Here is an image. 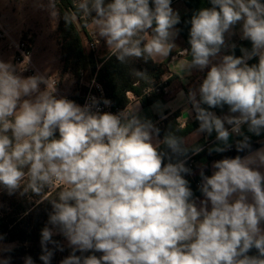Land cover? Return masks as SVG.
<instances>
[{"label":"clouds","instance_id":"clouds-1","mask_svg":"<svg viewBox=\"0 0 264 264\" xmlns=\"http://www.w3.org/2000/svg\"><path fill=\"white\" fill-rule=\"evenodd\" d=\"M209 3L184 21L189 48L182 54L191 59L180 64L182 80L207 70L187 100L196 134H216L209 154L230 150L232 136L240 137L236 151L247 154L214 161L211 175L201 169L202 199L185 178L192 170L183 136L168 131L160 139V128L138 107L112 113L101 109L111 105L104 97L80 105L58 96L59 81L47 70L22 75L28 54L18 65L0 60V190L49 201L40 232L43 264L64 251L57 235L71 250L59 264H264V147L253 151L243 131L264 133V0ZM47 10L59 17L56 0ZM78 15L90 18L96 43L103 39L109 58L122 65L158 63L177 47L181 17L172 0H76L63 19L69 24ZM237 26L251 43L240 56L226 42ZM225 49L231 54L222 55ZM131 75L148 78L146 70ZM225 106V115L212 111ZM13 247L0 243V264H11L3 253ZM24 264L35 262L26 256Z\"/></svg>","mask_w":264,"mask_h":264},{"label":"trees","instance_id":"trees-1","mask_svg":"<svg viewBox=\"0 0 264 264\" xmlns=\"http://www.w3.org/2000/svg\"><path fill=\"white\" fill-rule=\"evenodd\" d=\"M184 2L189 12L181 19V23L177 25V27L180 29V33L184 40L188 43L190 24H185L184 21L190 20L192 14L200 8L211 7V5L209 0H184ZM75 4L76 0H56V8L59 13L56 33L57 42L60 47L62 74L71 73L79 80H82L86 78V76L83 77V74L85 75V72L88 73V81L94 77L96 82L104 89L106 96L111 100L113 106L119 108L128 105L130 100L127 96V92H132L136 96H142L146 88L162 81L167 73L166 64L153 63L152 61L145 63L142 60H133L126 65H122L117 61L115 56L97 59L91 50L88 51L91 36L87 27L91 23L90 18H84L78 15V18L72 20L69 24H66L63 19L65 14L70 15L75 12ZM242 45L244 48H251V43L249 41H243ZM231 52L232 51L228 54H231ZM234 54L236 56L241 55L239 47L235 48ZM257 62L258 58H254L249 61V64ZM133 69L146 70L148 78L143 80L136 78L131 75ZM159 96L163 95L152 94L149 97H143L141 99L142 104L147 106ZM212 111L216 112L218 115H223L228 112V107L225 106L223 109H212ZM179 116V113H174L166 118L163 124L157 125L161 130L160 139H162L168 131H174L177 135L185 138L199 127L198 121L194 119L193 122L188 123L182 128L178 121ZM196 146H199L202 151L198 154H193L191 149ZM204 146L205 142L202 139L188 146L190 151L186 166L192 170V174L186 175L185 178L189 180L190 187L196 198L202 197V194L198 188L201 181L200 172H196V168L193 166L195 161L206 157L208 161L211 162L212 160L216 161L225 157L234 158L237 155L243 156L247 153V151L237 152L236 148H233L221 153L214 159L209 156ZM255 146L256 145H252L251 149ZM165 162H167V160ZM204 172L206 175H211V170L209 168L204 170ZM5 194L7 193L5 192ZM54 195L55 193H50L49 198ZM3 202H8L9 204L3 208V216L0 217V236H3V241L17 244L10 253H5L4 255L11 256V264H24V257L26 256H31L35 264H43V262L39 260V256L41 255L40 232L46 225L48 213L51 211L49 201L43 200L40 202V197L32 193L23 196L17 193V195L14 194L10 196V198L5 195ZM6 209H9L10 212H7ZM54 239L60 241V243L64 245V251H55L51 261V264H59L64 257L69 255L71 250L65 244V239L62 236H54ZM49 247L51 248L53 246L49 245ZM77 254L79 255L80 253ZM88 254L91 253H85V255ZM95 254L97 256L101 255V253ZM249 254L255 255V249Z\"/></svg>","mask_w":264,"mask_h":264},{"label":"crops","instance_id":"crops-1","mask_svg":"<svg viewBox=\"0 0 264 264\" xmlns=\"http://www.w3.org/2000/svg\"><path fill=\"white\" fill-rule=\"evenodd\" d=\"M46 1L48 2V0H4V3L7 4H10L11 2H15L19 4L18 23H15L13 18V21L9 23L7 22V24L4 25H7V27L10 30L9 31L10 34L15 33L21 35L23 31H27V32L30 31V33H35V35H37V37L35 38V43L33 45L34 48L33 60L35 65L39 73H44L47 70L48 75H53L57 77L62 74L61 73L62 61L60 58V53H59L60 48L57 39L53 37L52 38L48 37L49 35L53 36V29L52 27L49 28L48 25L46 26V21L50 17V12L47 10ZM172 7L174 10H177L179 12L181 19L189 12V9L186 6L184 0H173ZM14 10L15 9L13 8L8 9L6 5L2 6V11L4 14L15 16L13 14ZM55 25H56L55 26V32H56V28L58 25L57 18L55 19ZM33 27L34 30H32ZM87 29L91 36V40L96 39L91 23L88 25ZM234 31L236 32V35H233L230 38L226 36V42L228 44L234 43L236 45V48L244 47L242 45V42L245 40L240 39L239 26H237V28ZM13 40H19V39L14 38ZM5 42L8 46V41ZM175 43L177 47L173 49L172 56H170L169 59L167 60L158 62V63L166 64L167 66V73L165 74L162 80L167 81V85L169 88L168 93L163 96L157 97L155 101H153L151 104L147 106H144L142 104L141 99L138 98L131 99L130 108L132 109L134 107H138L140 115L145 118L151 119L156 125L163 124V121L166 118L170 117L174 113H179L180 116L178 118V121L180 123V126L183 128L188 123L193 122L195 119V113L192 110L191 104L187 100L188 90L190 87L195 88L198 86V84L200 83L201 79L203 78L207 70H205V72H200L194 69L192 70L191 76L185 77V80L187 82L182 80L183 74L181 73L180 70V64L183 61H189L191 59L190 55L182 54V49L189 48V44L184 40L181 33H179V36L175 40ZM230 51L232 50L225 49L222 51L221 54L222 55L228 54ZM6 52L9 57L13 58L14 52L12 50L8 48ZM240 54L242 55L241 51ZM95 56L97 59H102L109 56L106 44L103 41V39H101L100 43L98 44V48L97 51L95 52ZM47 60H50V64H47L45 62ZM57 78L59 79V77ZM181 91H183L184 93L183 97L179 95ZM226 127H230V126H226ZM243 131L245 132L246 135L250 136L251 146L256 145L252 149L253 151L261 147H264V133H262L260 136L253 135L247 132L246 126H244ZM185 139L187 141V146H191L201 139L204 140L205 142L204 148L208 154H209V150L214 148L219 143L218 141H216L215 132H213L211 136L207 135L206 133H201L197 135L195 130L189 135H187ZM237 139H240V137L232 136L230 138V143L232 144L231 149L235 148V141ZM220 154L221 153H217L213 151L211 152V154H209V156L215 159ZM213 162L214 160L209 162L206 157H203L198 161H195L197 165L196 172H200L201 169H203L204 171L207 168H209L212 174L213 169L211 165ZM261 171L264 172V168H262ZM202 198L203 197H200L199 199Z\"/></svg>","mask_w":264,"mask_h":264},{"label":"rangeland","instance_id":"rangeland-1","mask_svg":"<svg viewBox=\"0 0 264 264\" xmlns=\"http://www.w3.org/2000/svg\"><path fill=\"white\" fill-rule=\"evenodd\" d=\"M47 3L48 2L46 1V4ZM3 5H6V7L8 9H12V8L15 9L14 12H13V14L15 16H10L8 14H4L3 11H2V6ZM18 5L19 4L15 3V2H11L10 4H7V3H4V0H0V27L8 32L9 38H11V39L17 38V39L27 40L29 42V44L31 45L32 52H33L34 51L33 45L35 43V38L37 37V35H35V33H30V31H28V32L27 31H23V33L21 35L20 34L18 35V34H15V33L14 34H10L9 28L7 27V25H4V24H7V22L9 23V22L13 21V18H14V22L18 23V20H19L18 19L19 18V16H18L19 15ZM38 25H39V23H38ZM47 25H48L49 28L52 27V29H53V36L49 35L48 37H51V38L53 37V38L57 39V33L55 32V26H56L55 25V19H53L51 17V15L46 21V26ZM36 26H37V24H36ZM32 30H34V27L32 28ZM12 37H14V38H12ZM5 41H6V39H3V38L0 37V60H3L5 62L11 61L13 64H15L14 63V56L12 58V57H9L7 55L6 50H8L9 47L7 46ZM89 48H88V51L91 50ZM10 50H12V49H10ZM93 53L95 54V52H93ZM33 56H34V53H33ZM45 62L47 64H50V60H47ZM22 75H24L25 77L29 76L25 72H23ZM85 76H86V78H83L82 80H79L78 78L73 76L71 73H64V74H61L60 76H57V77H59V80H60V88H59L60 96L67 95V96L72 97L76 102H82L83 97L85 96V94L87 93L89 88L91 87L93 79H94V77H92V79L90 81H88V77H87L88 73H86V72H85V75L83 74V77H85ZM193 164H194L193 166L196 168V166H197L196 163H193ZM5 195H7L10 198V196L8 194H5L4 191L0 190V217L3 216V208H5L9 204L8 202H6V203L3 202V199H4ZM6 210H7V212H10L9 209H6ZM0 243H2L4 245H13L14 246L13 248H15L16 245H17L16 243L6 242V241H3V240L0 241ZM65 244L67 245L66 240H65ZM4 254L5 253H3V255Z\"/></svg>","mask_w":264,"mask_h":264},{"label":"built area","instance_id":"built-area-1","mask_svg":"<svg viewBox=\"0 0 264 264\" xmlns=\"http://www.w3.org/2000/svg\"><path fill=\"white\" fill-rule=\"evenodd\" d=\"M0 37L3 39H6V41H8L9 48L12 49V51L14 52V63L16 65L20 64L23 61L24 54H28L31 59H30V64H28L26 66L27 71H25V73H27L29 76H31V75L39 72L35 63H34V60H33V52H32L31 45L29 44V42L27 40H24V39L13 40V39H11V38H9L8 32L1 27H0ZM89 47H90L92 52H96V50L98 48V43H96V39H93L90 41ZM52 79H53V81H59L57 84V89H58L57 95L60 96V93H59L60 80L55 76H52ZM168 90H169V88L167 85V81L162 80V81L154 84L153 86L146 88L144 90L142 96H136L132 92H127V96L129 98V100L134 99V98L142 99L143 97H149L152 94L165 95L168 93ZM89 96H95L97 98L104 97L106 99H109L106 96L104 89L102 88V86L98 82H96L95 78L93 79L91 87L89 88V90L87 91L85 96L83 97L82 102H76L72 97L67 96V95H65L64 97H67L68 99L73 100L80 105H84ZM100 107L103 111H109L112 113H117L121 110H124L126 107H127V109L131 110L130 101H129L128 105H126L125 107H122V108L121 107L120 108L114 107L112 102H111V105L109 107H105L103 104H101Z\"/></svg>","mask_w":264,"mask_h":264}]
</instances>
